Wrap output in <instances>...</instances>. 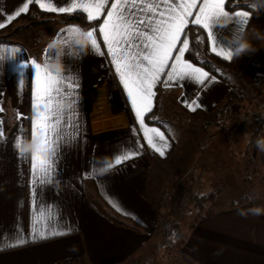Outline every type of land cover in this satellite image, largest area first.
<instances>
[{
	"label": "crops",
	"instance_id": "obj_1",
	"mask_svg": "<svg viewBox=\"0 0 264 264\" xmlns=\"http://www.w3.org/2000/svg\"><path fill=\"white\" fill-rule=\"evenodd\" d=\"M26 2L27 0H0V23H5L6 26L10 24L7 17L14 15ZM52 2L58 7L69 4V0ZM112 2L114 0H109V6ZM33 4L40 11L47 12L35 0ZM107 10L106 6L99 20H87L88 23L84 24L65 22L63 18L61 21L59 18L67 13H53L57 16L53 18L57 20V24L49 29V34L39 49L28 46L22 38H15V32L0 39V56L9 55L7 50L12 47L22 49L15 54V60L0 59V108L3 109L0 111V121L4 133L3 141L0 142V264H125L130 259H150L151 262V259L158 257L154 245L158 237L159 218L163 214L161 200L165 188L173 184L170 181L167 186V183L163 185L162 181L167 173L164 166L171 163L172 169L176 170V162L180 161L174 159L176 147L168 160L160 161L168 155L171 140L161 128L145 120L148 127H157L165 133L170 147L161 156L147 145L110 62L111 57L107 55L103 36L98 31L97 40L101 51L105 53L103 56L94 54L90 46L84 52L74 43L71 48L61 43L64 49L63 73L79 78V88L70 113L72 121L78 126L79 137L74 143L61 148L53 183L34 186L30 153L21 159L14 148L18 136L23 135L27 137V141H31L33 78L31 69H26L21 81L15 65L33 58L43 64L46 45L53 37L57 39L60 30L69 26H78L85 30L98 28ZM82 14L86 17L85 13ZM257 19L258 15L248 33L250 42L256 33L254 28ZM231 28L232 22L222 30L221 39L225 42H229L233 36ZM207 45L210 51L208 41ZM49 52L51 61L54 52ZM102 78L113 80L117 84V90L111 94L112 118L105 121L108 127L94 131L88 117L86 91ZM229 89L227 83L211 75L204 85L187 81L182 86L175 83L170 87L158 84L154 89L156 96L153 107L157 95L159 107L154 119L166 121L171 116L191 118L183 112L184 109L192 112L185 106V102L191 103L197 98L200 104L197 110L210 113L224 100ZM199 116L201 115L197 118ZM193 119L196 116L191 120ZM168 133L176 143L174 136L169 131ZM66 135L71 137L74 133L68 130ZM262 137L264 133L261 134ZM137 144L143 145L141 154L106 173L97 172L95 178H86L94 164L99 168L105 161L113 162L116 154L128 149L134 150ZM254 165L256 183L264 189V151L257 147ZM219 169L228 174L226 167L219 165ZM214 170L209 171L205 177V193L218 186L226 188L227 175L219 177ZM176 174L172 175L168 171L166 175L169 180H176L179 177ZM230 179L235 193L240 197L207 203L208 206L203 209L202 214L188 228L187 235L183 236L179 254L189 264H264V202L251 201L244 188L237 187L232 176ZM157 180L162 183L158 184ZM33 187L37 190V206L44 208L46 214L51 208L56 226L62 230L70 228L71 232L35 242L29 239L22 246L9 247L18 235L25 238L31 236ZM114 204L122 210L118 211Z\"/></svg>",
	"mask_w": 264,
	"mask_h": 264
},
{
	"label": "snow or ice",
	"instance_id": "obj_2",
	"mask_svg": "<svg viewBox=\"0 0 264 264\" xmlns=\"http://www.w3.org/2000/svg\"><path fill=\"white\" fill-rule=\"evenodd\" d=\"M33 2L34 0H27L14 15L7 17L8 22L26 13ZM35 3L39 4L42 10L51 13L80 11L86 14L89 22L99 20L106 6L108 7L105 18L98 28L87 30L91 51L96 55H105L97 40L98 31L103 36L107 55L111 57L110 62L135 113L144 140L161 156H164L165 150L170 147L165 133L157 127H148L145 123L146 113L151 112L153 108V99L156 96L154 89L161 83L165 87H170L173 83L182 86L185 81L204 85L209 77V73L202 67H197L184 59L185 53L190 51L189 39L185 31L189 22L206 32L211 52L231 61L232 44L221 39L222 30L227 26L220 25L218 21L230 18L232 22L230 30L233 35H239L245 31L251 16L249 11L244 10L230 14L225 9L226 0H114L110 6L109 0H69L67 6L59 7L52 0H48L47 3L45 0H35ZM250 7L255 8L256 5ZM5 27V23H0V29ZM79 34L78 26H69L60 30L57 39L71 48ZM204 39L203 36L199 37V42L203 43ZM7 51L10 54L0 56V59L15 60V54L22 49L12 47ZM43 55V64L33 58L15 65L21 81L26 69H31L33 77L30 121L31 141L34 142V148L30 152V161L34 186L53 183L61 148L74 143L79 137L78 126L70 115L79 88V78L71 74L52 72L48 68L51 59L48 48ZM185 106L195 112L200 107L198 98L191 103L185 102ZM0 111L3 109L0 108ZM68 130L74 135L71 137L66 135ZM3 136V125L0 121V142L3 141ZM26 139L27 137L21 135L14 143V148L21 159L26 158V154L21 149ZM142 148L143 145L137 144L134 150H124L115 155L113 162L105 161L102 167L97 168L94 164L86 178H95L97 172L106 173L133 159L141 154ZM31 196L33 211L31 236L25 238L23 235H18L9 247L22 246L29 239L35 242L68 235L71 232L70 228L62 230L56 226L51 208L46 214L44 208L37 206L35 187ZM114 207L118 211L122 210L118 205L114 204Z\"/></svg>",
	"mask_w": 264,
	"mask_h": 264
},
{
	"label": "rangeland",
	"instance_id": "obj_3",
	"mask_svg": "<svg viewBox=\"0 0 264 264\" xmlns=\"http://www.w3.org/2000/svg\"><path fill=\"white\" fill-rule=\"evenodd\" d=\"M244 2L254 5V0H244ZM254 10L255 18L258 15L254 30L264 37V8L257 5ZM31 17L32 22L23 20L15 24L9 33L15 32V38H22L28 46L39 49L49 34V29L56 26L57 20L53 18L57 16L40 17L35 13ZM62 18L61 16L59 20L62 21ZM41 21L44 23H39ZM7 36L4 34L2 38ZM250 43L254 50L240 58H234L232 66L225 68L224 76L228 84L235 89L236 95L242 98L233 105V109H229V106L224 109L218 106L213 112L201 115L199 118L196 116L193 120H191L194 118L192 116L191 118L171 116L163 121L164 126L175 138L177 153L174 159L180 162H176V170L172 169L171 163L164 166L165 172L170 171L172 175L178 173L179 177L176 180H169L167 173L164 175L163 185L167 183V186L170 181L173 184L166 187L163 193L161 200L163 214L159 218L156 243L162 241L160 234L167 215L180 224L182 238L187 235L189 226L208 205L200 211L197 210L188 202V196L185 193L188 189L199 194L205 193L207 188L205 177L213 169H215V175L219 177L227 175L226 188L218 186L214 189L221 191L214 199L215 202L240 197L230 183V176L233 177L237 187L244 188L251 201L264 202V189L258 187L255 180L256 141L252 146L248 145L256 130L258 138H261V134L264 133V39H257L254 35ZM255 114L257 117H254ZM188 122L191 123L186 126ZM219 165L226 167L229 175L223 169H219ZM156 182L162 183L160 180ZM152 188L154 189L153 186ZM181 248L182 245L174 241H171L169 246L157 248L158 257L151 259L150 264H189L179 254Z\"/></svg>",
	"mask_w": 264,
	"mask_h": 264
},
{
	"label": "trees",
	"instance_id": "obj_4",
	"mask_svg": "<svg viewBox=\"0 0 264 264\" xmlns=\"http://www.w3.org/2000/svg\"><path fill=\"white\" fill-rule=\"evenodd\" d=\"M250 6L251 4L245 3L244 0H226V4H225V9H227L228 11L243 9L251 13L249 22L245 27V32L247 33V35L250 31V26L256 16V11L254 10V8ZM35 13L39 14L40 17L55 16V14L53 13L40 11L32 3L30 4L28 11L26 13H23L16 19L12 20L10 24H8L5 28L0 29V39H2V35L8 34L11 28L14 27L15 24L23 20H28L29 22H32L33 18L31 17V15ZM62 17L65 20V22H77V23H83V24L88 23L85 15H83L81 12L62 14ZM39 23H44V21H41ZM185 31L187 32V37L189 39L190 51L185 53L184 58L188 60L189 62H191L192 64L198 67H202L206 72L209 73V75L214 76L228 84L227 78L224 76V74L226 73L225 68L228 69L232 66L234 58H232L231 61H227L211 53L208 49L206 34L204 30L200 28L199 26L189 24L188 28ZM201 36L205 37L203 43L199 42V37ZM229 87L230 89L228 90L224 100H222L219 103V105L215 106L212 109V112L216 110L218 106H222L223 109L229 106V109H233L234 107L233 105L242 99L241 97H238L236 95V91L234 88H232L230 85ZM158 107L159 106H158V95H157V98L155 99L154 107L152 111L149 112L145 116V120L149 124L158 126L169 136V139L171 140V144H172L171 149L165 158L160 159V161H166L173 154L176 144L174 143L172 138H170L168 130L164 126L163 121L154 119L157 114ZM183 112L192 117L207 114L201 110H196L195 112L193 111L188 112L186 109H184ZM254 117H257V115L255 114ZM258 137H259L258 132L256 130L250 140V144L248 143L249 147L252 146V144L256 141V139H258ZM219 193H220V190L218 189L216 191L213 190V191L202 193V194L196 193L195 191H190V189H188L185 194L186 196H188L187 197L188 202H190L197 210H202L203 207L207 203L212 202ZM181 195L184 196V194H181ZM167 216L168 217L166 218V220H164L165 223L162 226V233L160 234L162 241L154 245V248L156 249L169 246L171 241H174L175 243H180L181 245L183 244V238L180 232V224L175 219H172L173 217L170 219L169 215ZM192 225L193 224H191L189 228H191ZM146 261L147 260H144V259H130L125 264H150V259L147 262Z\"/></svg>",
	"mask_w": 264,
	"mask_h": 264
},
{
	"label": "clouds",
	"instance_id": "obj_5",
	"mask_svg": "<svg viewBox=\"0 0 264 264\" xmlns=\"http://www.w3.org/2000/svg\"><path fill=\"white\" fill-rule=\"evenodd\" d=\"M254 5L264 8V0H254ZM218 23L220 25L227 26L229 23H231V19L224 18L218 21ZM255 36L257 39H264V37H261L258 33H255ZM230 42L232 44L231 51L234 58H240L254 50L245 31L239 35H233L230 38ZM75 44L79 46L81 51H87L90 46L87 30L80 28V34L76 36ZM46 47L50 51L54 52V58L49 62L48 68L54 73L62 74L65 68L63 64L64 49L61 42L53 37L48 41ZM255 143L257 149L264 151V137L258 138ZM33 148L34 142L32 141L25 140L21 145V149L25 154L30 153Z\"/></svg>",
	"mask_w": 264,
	"mask_h": 264
},
{
	"label": "built area",
	"instance_id": "obj_6",
	"mask_svg": "<svg viewBox=\"0 0 264 264\" xmlns=\"http://www.w3.org/2000/svg\"><path fill=\"white\" fill-rule=\"evenodd\" d=\"M116 90L117 84L109 78H102L87 89L88 117L92 125L112 118L111 94Z\"/></svg>",
	"mask_w": 264,
	"mask_h": 264
},
{
	"label": "water",
	"instance_id": "obj_7",
	"mask_svg": "<svg viewBox=\"0 0 264 264\" xmlns=\"http://www.w3.org/2000/svg\"><path fill=\"white\" fill-rule=\"evenodd\" d=\"M106 125H108V123H102V124L96 123V124H93V125H92V129H93L94 131H99V130L102 129V127H108V126H106Z\"/></svg>",
	"mask_w": 264,
	"mask_h": 264
}]
</instances>
